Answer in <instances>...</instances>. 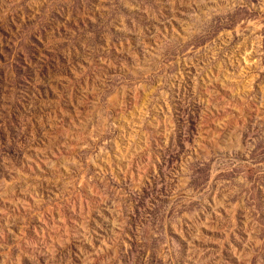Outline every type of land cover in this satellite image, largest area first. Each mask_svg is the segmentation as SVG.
Instances as JSON below:
<instances>
[{
	"label": "rangeland",
	"instance_id": "374dc122",
	"mask_svg": "<svg viewBox=\"0 0 264 264\" xmlns=\"http://www.w3.org/2000/svg\"><path fill=\"white\" fill-rule=\"evenodd\" d=\"M0 264H264V0H0Z\"/></svg>",
	"mask_w": 264,
	"mask_h": 264
}]
</instances>
